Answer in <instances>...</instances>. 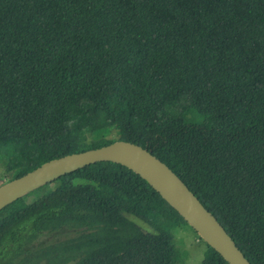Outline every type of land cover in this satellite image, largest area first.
<instances>
[{
    "label": "trees",
    "instance_id": "trees-1",
    "mask_svg": "<svg viewBox=\"0 0 264 264\" xmlns=\"http://www.w3.org/2000/svg\"><path fill=\"white\" fill-rule=\"evenodd\" d=\"M117 140L264 264V0H0L2 182ZM179 223L145 179L96 162L0 210V264H182ZM207 246L203 264H229Z\"/></svg>",
    "mask_w": 264,
    "mask_h": 264
},
{
    "label": "water",
    "instance_id": "water-1",
    "mask_svg": "<svg viewBox=\"0 0 264 264\" xmlns=\"http://www.w3.org/2000/svg\"><path fill=\"white\" fill-rule=\"evenodd\" d=\"M112 161L145 179L229 264H251L224 226L184 181L139 144L117 140L108 145L60 156L0 185V210L31 191L87 165Z\"/></svg>",
    "mask_w": 264,
    "mask_h": 264
},
{
    "label": "rangeland",
    "instance_id": "rangeland-1",
    "mask_svg": "<svg viewBox=\"0 0 264 264\" xmlns=\"http://www.w3.org/2000/svg\"><path fill=\"white\" fill-rule=\"evenodd\" d=\"M0 169V185L2 180L7 178V175H3ZM145 228H149L144 224ZM169 230L173 235L175 246L180 257L182 264H203L205 253L208 249L206 242L192 229L189 225L185 223L172 224L169 226ZM69 236L67 233L57 235V238H65ZM55 236L51 234H42L30 242V246L33 249H38L41 246H45L55 240ZM13 259V258H12ZM16 262L17 259H14ZM31 264H48L44 258L34 259ZM70 264V263H66Z\"/></svg>",
    "mask_w": 264,
    "mask_h": 264
}]
</instances>
